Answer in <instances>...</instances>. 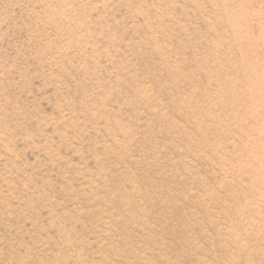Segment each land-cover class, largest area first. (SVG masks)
<instances>
[{
    "label": "rangeland",
    "instance_id": "obj_1",
    "mask_svg": "<svg viewBox=\"0 0 264 264\" xmlns=\"http://www.w3.org/2000/svg\"><path fill=\"white\" fill-rule=\"evenodd\" d=\"M0 264H264V0H0Z\"/></svg>",
    "mask_w": 264,
    "mask_h": 264
}]
</instances>
